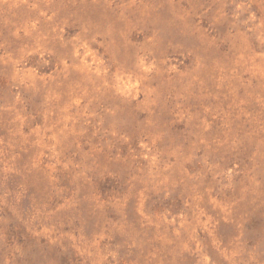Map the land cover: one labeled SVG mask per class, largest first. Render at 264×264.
Instances as JSON below:
<instances>
[{
	"label": "rangeland",
	"instance_id": "374dc122",
	"mask_svg": "<svg viewBox=\"0 0 264 264\" xmlns=\"http://www.w3.org/2000/svg\"><path fill=\"white\" fill-rule=\"evenodd\" d=\"M0 264H264V0H0Z\"/></svg>",
	"mask_w": 264,
	"mask_h": 264
}]
</instances>
